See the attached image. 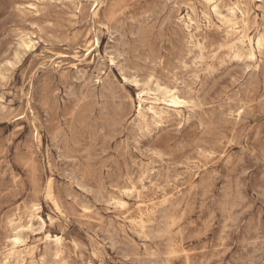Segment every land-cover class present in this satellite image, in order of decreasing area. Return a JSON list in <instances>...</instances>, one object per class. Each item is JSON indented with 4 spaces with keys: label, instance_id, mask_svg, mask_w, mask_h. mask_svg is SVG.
<instances>
[{
    "label": "rangeland",
    "instance_id": "1",
    "mask_svg": "<svg viewBox=\"0 0 264 264\" xmlns=\"http://www.w3.org/2000/svg\"><path fill=\"white\" fill-rule=\"evenodd\" d=\"M244 32L264 0H0V264H264V42L251 58Z\"/></svg>",
    "mask_w": 264,
    "mask_h": 264
},
{
    "label": "bare ground",
    "instance_id": "2",
    "mask_svg": "<svg viewBox=\"0 0 264 264\" xmlns=\"http://www.w3.org/2000/svg\"><path fill=\"white\" fill-rule=\"evenodd\" d=\"M30 7H32L33 5L30 3L29 4ZM187 6V5H186ZM237 8V7H236ZM215 11H216V8L214 7L213 8ZM230 17H226L224 15H221L220 13H218V15L220 16L221 20L226 22L230 27L231 29L235 30L236 28V25H237V17H236V10L234 9V7H231L230 9ZM169 14V13H168ZM241 14L243 15V13L241 12ZM242 19V18H241ZM166 21V20H165ZM191 21V20H190ZM194 23V22H193ZM195 24V23H194ZM241 40L242 42H246L247 45H248V54H249V57L251 58H254L255 57V49H260L263 42H264V34L261 33V34H258L256 35V37L254 38V36H250L248 33L244 32L242 33V36H241ZM31 44V40L28 39V38H22L21 41H20V45L23 46V47H29ZM200 53V52H199ZM197 54V53H196ZM248 57V58H249ZM258 67V66H257ZM184 74V73H183ZM157 93H161L165 96H167V100H166V103H168V106H182L186 103V101L179 95H177L174 91V89L172 88H169L168 86L166 85H161V84H158L156 83L155 84V89H154ZM140 100L142 101H145L146 102V99H142L140 98ZM149 101V100H148ZM158 98L154 97L152 98L150 101H149V105L147 106V109L146 111H144L142 109V106L139 105L138 106V112H137V115L138 117L145 121L146 119V112H150L153 116H160L163 112L162 110V107H159L158 103ZM81 102V101H80ZM79 102V103H80ZM78 105V104H77ZM35 206V205H34ZM34 210L36 208H33ZM20 225L17 224L13 227V233L12 235L9 237V241L11 242V244L13 246H17L21 243V237L19 235V231H20ZM48 238H51V235H47ZM53 240L55 242H60V237L58 235H55L53 237ZM15 253V249L12 248L10 249V251L7 253L8 256H11Z\"/></svg>",
    "mask_w": 264,
    "mask_h": 264
}]
</instances>
